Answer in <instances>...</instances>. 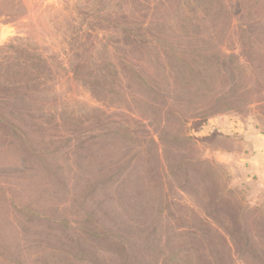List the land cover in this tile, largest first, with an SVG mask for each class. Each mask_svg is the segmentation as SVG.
Returning a JSON list of instances; mask_svg holds the SVG:
<instances>
[{"label":"rangeland","instance_id":"rangeland-1","mask_svg":"<svg viewBox=\"0 0 264 264\" xmlns=\"http://www.w3.org/2000/svg\"><path fill=\"white\" fill-rule=\"evenodd\" d=\"M226 1L231 4L228 30L209 32L217 36L218 48L242 56L238 27L252 24L256 33L263 32L257 42L264 50V0ZM186 2L0 0V65L14 57V47L41 56L51 67L52 74L41 77L38 109L54 117L102 112L87 121L82 133L62 126L48 131L65 145L61 153L78 139L104 140L82 150L77 164L69 155L56 161L57 182L36 179L26 201L56 226L0 215V232L22 225L20 245H27L23 238L31 235L28 259L70 253L62 264H101L84 260L88 250L92 255L104 251L100 241L83 233L89 229L122 235L126 245L176 251L178 264H264V169L250 162L264 143V85L256 70L214 78L212 73L205 89L235 92L216 106L202 90L188 94L183 71L153 64L134 44L137 24H173ZM211 19L210 27L214 15ZM123 30L134 39L131 44L124 43ZM175 34L170 37L181 51L209 47L198 42L208 30L195 41ZM105 58L121 75L124 68L147 71L149 78L139 75L147 86L128 88L122 79L124 98L109 107L98 104L85 81ZM117 126H128L138 144L109 140L107 134ZM181 137L188 139L184 146L171 141ZM18 171H23L21 162L0 145V184L8 185Z\"/></svg>","mask_w":264,"mask_h":264},{"label":"trees","instance_id":"trees-1","mask_svg":"<svg viewBox=\"0 0 264 264\" xmlns=\"http://www.w3.org/2000/svg\"><path fill=\"white\" fill-rule=\"evenodd\" d=\"M229 5L231 4H228L226 0H187L184 10L181 11V15H178L173 24L153 25L146 22L137 24L134 28V44L146 52L153 64L172 68L176 72L183 71L188 94L202 90L205 95L210 94V104L220 106L222 101L232 99L235 92L230 90L226 93L223 91L211 93V90L205 89V86L208 85L205 82L206 79L208 78L210 82L213 81L212 73L213 78L215 74L225 77V73L233 74L235 70L255 69L256 79L264 85V50L257 42L263 32L256 33L252 24L238 27L237 37L242 41V56L227 55L222 52L215 43L217 36L214 37V34L209 33L210 31L226 33L229 28L228 17L231 14ZM213 15L215 19L210 27L211 23L208 19L210 18L212 22ZM202 30H208L207 37L201 35V40L205 41L198 42L204 44V47L209 46L206 49L199 46L190 48L189 52L181 51L177 48V43L173 42L170 37V35L176 36L175 33H177V37L184 36L195 41L199 39ZM260 31H264V27ZM132 40L134 39H131L130 33L123 30L124 43L131 44ZM10 49L14 57L0 65V145L10 149L14 158L21 162L23 171L14 173L13 179L8 185L0 184V215L3 218L15 220L25 218L29 224L34 226L51 224L55 227V221H47L45 217H39L42 214L39 213V209L31 207L26 201L32 197L29 194L32 187L39 183L36 182V179H44L49 184L57 182L61 175L56 161L63 155H69L74 158L77 164L82 150L88 152L104 140H98L100 138L97 137L78 139L77 143L69 145L61 153L65 145L56 143L57 141L51 137L48 131L59 130L62 126L72 133H82L87 126V121H91L93 116L102 112L93 109L81 117L45 115L47 111L38 109L37 94L43 84L41 77L50 76L52 74L51 67L41 56L31 53L27 49L14 47ZM124 70L123 75L119 74L115 64L108 58L103 59L98 69L94 73H90L89 79L85 81L92 99L98 104L108 107L119 102V98H124L120 90L122 79L125 80L127 83L125 87L128 88L147 86L143 78L140 79V72L145 75L144 77L149 78L147 71L137 72L125 68ZM135 79L140 81L135 82ZM94 120L99 121V118ZM128 129V126L114 127L107 134L109 140L117 144H138L139 141ZM171 141L184 146L188 139L181 137ZM151 143L154 144V141L151 140ZM81 165L83 169L87 168L82 159ZM92 191L94 192V189ZM60 221L63 222V220ZM21 227L22 225L18 223L8 233L0 232V264H62L70 259V253L62 257L54 252H49L40 258L36 256V259L33 258V260L31 257L28 259L25 250L32 237L29 235L25 239L23 238L27 245H20ZM102 232L98 235L89 229L83 230V233L90 236L92 241H100L104 250L100 253L97 251L95 255H92L90 250L83 253L86 263L95 261L101 264H178L179 262L176 251L171 250L167 254L156 252L149 247L126 245L122 235L105 230ZM32 234L34 235L35 232Z\"/></svg>","mask_w":264,"mask_h":264},{"label":"crops","instance_id":"crops-1","mask_svg":"<svg viewBox=\"0 0 264 264\" xmlns=\"http://www.w3.org/2000/svg\"><path fill=\"white\" fill-rule=\"evenodd\" d=\"M255 150L257 152L254 155L250 156V162L258 163V165L256 164V166L264 169V143L259 145V147H257ZM254 166L255 165H253L252 168H255Z\"/></svg>","mask_w":264,"mask_h":264}]
</instances>
